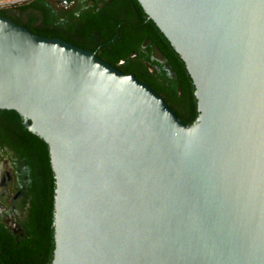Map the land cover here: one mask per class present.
I'll list each match as a JSON object with an SVG mask.
<instances>
[{
    "label": "water",
    "instance_id": "95a60500",
    "mask_svg": "<svg viewBox=\"0 0 264 264\" xmlns=\"http://www.w3.org/2000/svg\"><path fill=\"white\" fill-rule=\"evenodd\" d=\"M185 62L182 121L134 74L0 14V108L48 145L51 264H264V0H138Z\"/></svg>",
    "mask_w": 264,
    "mask_h": 264
},
{
    "label": "flooded vegetation",
    "instance_id": "af4514ba",
    "mask_svg": "<svg viewBox=\"0 0 264 264\" xmlns=\"http://www.w3.org/2000/svg\"><path fill=\"white\" fill-rule=\"evenodd\" d=\"M5 15L50 37L94 51L117 69L150 85L182 121L197 119L195 85L185 62L138 0H30ZM21 122L24 124L23 118ZM12 127L11 120L0 113L3 262L51 264L54 247L50 252L43 242L36 206L46 188V177L33 153L24 157L16 149L14 144L20 137Z\"/></svg>",
    "mask_w": 264,
    "mask_h": 264
},
{
    "label": "trees",
    "instance_id": "16d2710c",
    "mask_svg": "<svg viewBox=\"0 0 264 264\" xmlns=\"http://www.w3.org/2000/svg\"><path fill=\"white\" fill-rule=\"evenodd\" d=\"M12 8H14V6L0 8V14L5 15L6 12L11 10ZM28 28L35 33L48 36L46 35L45 32L33 30L29 26ZM0 113H2V115H4L6 118L11 120L13 124L12 129L19 134L20 139H17V142H15L14 144L16 149L19 150L24 157L26 156L28 157V154L33 153L35 157L39 160L42 171L45 174L46 188L44 189L43 196L40 195V201L36 206L38 207L37 209L41 217V226L43 227V238H44L43 242L51 252V250L54 247L53 201H54L55 178H54V172L51 168L48 145L40 136L33 133L26 126H24V124L21 122L22 117L16 110L0 109ZM0 264H4L1 250H0Z\"/></svg>",
    "mask_w": 264,
    "mask_h": 264
},
{
    "label": "built area",
    "instance_id": "2783aa9c",
    "mask_svg": "<svg viewBox=\"0 0 264 264\" xmlns=\"http://www.w3.org/2000/svg\"><path fill=\"white\" fill-rule=\"evenodd\" d=\"M29 0H0V8L16 6Z\"/></svg>",
    "mask_w": 264,
    "mask_h": 264
}]
</instances>
